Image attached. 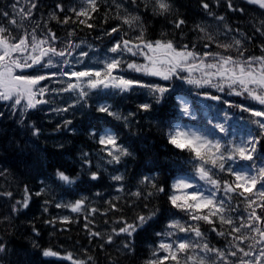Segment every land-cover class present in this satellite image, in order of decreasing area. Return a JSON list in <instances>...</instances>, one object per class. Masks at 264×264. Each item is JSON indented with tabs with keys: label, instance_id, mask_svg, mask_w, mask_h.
<instances>
[{
	"label": "trees",
	"instance_id": "trees-1",
	"mask_svg": "<svg viewBox=\"0 0 264 264\" xmlns=\"http://www.w3.org/2000/svg\"><path fill=\"white\" fill-rule=\"evenodd\" d=\"M124 1L135 12L133 15H139L138 23L146 40L171 39L175 45L190 44L195 35L192 25L198 14L214 13L222 15L228 27L249 45L245 48L246 55H264L261 51L264 37L261 35L257 39L262 15H257L247 6L240 8L235 0H232V9L228 0L225 3L217 0H171L175 12L166 16L153 14L151 0H135V3L133 0ZM41 2V10H49L53 16L52 28L60 32L63 28L75 30L76 40L90 42L95 48L111 44L112 36L107 33L114 27L118 28L117 32L123 33L128 29L132 34L138 33L122 23L120 18L126 14L118 11L115 0H97L98 10L91 13L92 18L87 21L93 25L91 28L81 24L79 20L84 18H77L71 11L73 8H84L83 5L87 7L84 0L75 3L73 0ZM205 3L209 5L208 9L202 6ZM57 5L63 6V11ZM68 17L71 19L64 23ZM179 19L185 23L176 28L175 21ZM261 27L264 25L261 24ZM129 60L144 62L143 57ZM123 73L127 77L143 76L131 70ZM111 95H101L89 101L73 118L70 116L56 122V125L44 120L38 136L33 135L31 122L15 127L0 121V193H12L11 197H0V244L5 249L0 253V264H72L65 258L68 254L76 260H87L88 264H147L154 258L153 252L158 250L164 236L157 234L167 233L172 220L189 219L186 212L173 207L168 199L178 177L188 175L197 178L192 154L178 150L168 142L167 134L171 128L189 122L180 111V102L175 95L164 94L157 103L155 97L149 98L135 90ZM144 103L151 104L149 111L139 107ZM101 106H108L113 113L119 111L120 118L99 111ZM65 121H71V126ZM109 129L130 153L122 157L118 164L108 163L111 157L102 151L103 146L97 142L98 137ZM263 144L264 138H260L257 148ZM58 172L69 176L74 183L61 181ZM93 173L97 179H92ZM117 175L123 176V180H114L113 177ZM220 175L221 182L232 181ZM145 177L155 183L156 188L141 183ZM197 182L203 185L198 178ZM25 187L31 195L28 207L15 206L16 201L22 200ZM159 187H163L164 192H158ZM137 191L141 193L139 197L132 195ZM255 192L253 190L245 195L251 199ZM79 200L84 201V208L73 212L69 205ZM232 203L239 205L237 211L231 213L233 216L246 214L243 197L232 194ZM14 206L17 211H13ZM92 208L97 211L91 213ZM200 211L206 214L208 209ZM257 214L264 216V208H257ZM140 215H151L152 218L138 228L132 237L123 233L117 235L123 221L133 223ZM212 219L215 221L213 224L201 220L194 225L198 224L210 247L223 249L228 241L212 229L215 227L217 231L227 232L228 225H221L216 217ZM260 226L264 228V224ZM109 238L111 243L108 242ZM126 243L131 245V251L124 247ZM249 243L255 242L249 240L243 246L247 249ZM49 249L59 255L44 256V251ZM164 254L159 253L160 256ZM183 256L185 254L179 255L180 258ZM230 259L235 260L236 257ZM169 262L175 264L170 259L165 264Z\"/></svg>",
	"mask_w": 264,
	"mask_h": 264
},
{
	"label": "snow or ice",
	"instance_id": "snow-or-ice-1",
	"mask_svg": "<svg viewBox=\"0 0 264 264\" xmlns=\"http://www.w3.org/2000/svg\"><path fill=\"white\" fill-rule=\"evenodd\" d=\"M247 2L264 9V0H247ZM84 3L87 4V7L79 10L73 8L71 11L77 18H84L79 20L81 24H86L91 28L93 25L87 21L91 20V13L98 10L97 0H84ZM151 3L154 15L166 16L173 11L171 0H151ZM20 4L21 0H15L12 4V14L7 11L0 12V17L7 18V26L0 23V102H10L9 106L13 110L19 108L21 115L38 105L50 103L49 100L44 99L50 93L58 95L72 92L79 100H83L89 95V90L114 89L119 92H130L134 88H142L146 89L147 93L155 97L156 102L159 103L164 93L169 91L167 87L159 84L126 78L121 74L128 70L141 73L144 76L159 77L164 81L177 77L186 80L188 84L195 87L207 85L215 87L218 91H223L227 86L229 94L242 96L262 106L259 109L243 105L237 106L257 118L251 120V123L261 130L259 136L250 131L239 140L231 138L222 143L214 136L197 130L185 129L179 125L169 130L167 134L169 144L178 150L192 154V161H195L193 167L196 170V177L198 181H203V185H201L199 182L178 177L173 183L172 193L168 197L169 202L173 207L186 212L191 220H203L213 224L215 221L212 217H216L221 225H228L227 232L217 231L215 227L212 229L217 232V235L224 237L228 244L223 249L210 247L198 224L186 226L179 220H172L168 225L170 229L190 232L194 235L172 242L162 241L158 250L153 252L154 258L147 262V264H165V261L170 259L175 264H182V262L183 264H189V262L191 264H206V262L208 264H261L264 261V228L260 225L264 224V216L257 214V208H264V155L257 156V145L260 143V137L264 136V55L245 57L246 49L243 48L241 40L232 38L230 42H221L201 26L197 27L203 33L200 39L206 41L203 45L204 48L209 49L215 45L216 48L223 49V53L217 51L199 53L195 51V46L189 48L187 44H184L182 47H177L171 39L146 40L143 29L138 23L140 17L129 14L120 18L122 23L129 29L138 31L139 34L133 40L121 38L115 42L107 50L115 55L107 56L100 61L103 65L102 69L85 68L78 71H65V68L72 67L73 61L70 57L74 54L73 49L78 48L79 45L69 40L65 47L58 48L55 33L49 30L46 35H37L38 22L29 31L24 22L31 21L36 3L35 0H23V4L27 5V8L25 6L18 7ZM202 6L204 9L209 7L207 3ZM120 7L121 5H117V8ZM231 7L232 5L229 3V8ZM57 8L63 11V6L57 5ZM233 10L243 11V9ZM68 19L71 17L66 18L63 22L67 23ZM217 19L223 20L224 17H217ZM184 23L183 19H179L175 21V27L180 28ZM261 24L264 25V21H261ZM224 27L227 29L224 35L232 31L227 25ZM14 30L17 35H13ZM117 31L118 28L114 27L107 34L111 35ZM257 31L264 35V27L258 28ZM229 50H234L237 55L224 54ZM261 51L264 52V46ZM128 55L143 57L144 62L137 63L124 59ZM87 56L88 52H80L74 63H83L82 58ZM50 68L59 70L44 71ZM181 73L188 75L183 76ZM195 73H199V75L196 76ZM43 81H52L62 86L50 88L49 85L42 84ZM209 98L219 99L216 96ZM139 107L144 111H149L151 104L144 103ZM67 110V108L57 109V111ZM98 110L115 115L117 119L120 118L118 114L110 111L108 106H101ZM180 111L183 115H193L186 104L181 106ZM228 119L230 117L225 113V122L213 124V132L223 133L225 137H232L233 134L229 131V126L226 123ZM65 123L69 124L71 121H65ZM33 135L38 136L39 129L34 128ZM97 142L103 146L102 151L111 157L108 163L118 164L122 157L130 155L128 150L118 143V137L110 131L106 130L100 135ZM240 161L252 163L236 167ZM220 173H227L234 177V180L221 182L218 178ZM57 175L66 184L74 183L63 172H58ZM92 179H97L95 173L92 174ZM113 179L122 181L123 176L117 175ZM141 183L151 184L153 188H156L155 183L147 177ZM258 184L260 185L259 189H257ZM204 185L208 187L205 188ZM189 189L192 191H188ZM120 190L123 191L122 188ZM253 190H256L255 195L249 199L245 194L252 193ZM157 191L164 192V188L159 187ZM221 193L222 195H220ZM232 194L243 197V202L247 206L246 214L236 216L231 214L236 212L239 207L238 204L232 203ZM2 195L11 197L12 193H0V196ZM132 195L139 197L141 193L137 191ZM148 195L151 196L152 193L149 192ZM30 199L31 195L25 187L22 200L16 201V204L27 208ZM69 207L73 212H79L84 208V201H76ZM114 207L115 205H113ZM201 209H208V212L202 214ZM17 210L14 206L13 211ZM96 211L95 208L90 210L91 213ZM151 218V215L147 217L140 215L133 223L123 221V226L117 231V235L123 233L132 237L138 228ZM244 229L249 231L244 232ZM92 235H99V233H92ZM157 235H165L167 238L175 235V231ZM257 236L259 239H256ZM249 240H253L255 243H249L246 249L243 245ZM108 242L111 243V238ZM256 245L260 247L257 249ZM124 247L132 250L129 243H126ZM189 249H191V254H188ZM4 250V246L0 244V253ZM160 251L167 255L160 256ZM180 253L186 254L180 258ZM43 255L57 257L59 254L49 249L45 250ZM232 257H236V259L231 260ZM245 257L253 259L246 260ZM65 258L72 261V264H88L87 260H76L71 254ZM88 259L90 260L91 257Z\"/></svg>",
	"mask_w": 264,
	"mask_h": 264
},
{
	"label": "rangeland",
	"instance_id": "rangeland-1",
	"mask_svg": "<svg viewBox=\"0 0 264 264\" xmlns=\"http://www.w3.org/2000/svg\"><path fill=\"white\" fill-rule=\"evenodd\" d=\"M76 1H78V0H73L74 3ZM217 1H219L220 3H225L226 0H217ZM235 1L239 2L240 8L247 6L250 9H252V11L255 12L257 15H262L261 20H260L259 25H258V28H262L261 27V21H264V9L259 8L257 5L249 4L247 2V0H235ZM14 2H15V0H0V12L7 11L9 14H12L13 13L12 4ZM228 2H230L232 5V0H228ZM35 3H36V8L33 10V15L31 17V21H25L24 22L25 27H27L29 31L31 30L32 27H35L36 23L38 22L39 28L37 29V35L38 36L46 35L49 30L52 33H55V36L57 38V47L58 48L65 47L66 42L69 40L73 41L75 44L79 45L78 48L73 49L74 54L72 57H70V59L73 61L72 67L71 68H65L64 69L65 71H73V70L78 71V70H84L85 68L102 69L103 65H102V63H100V61L107 56L115 55V54L107 51L110 47L113 46V44L115 42H118L121 38L133 40L138 35L137 32L135 34L134 33L132 34L130 32V30H128V29H126L123 33H121V32L111 33V36H112L110 39L111 44H107L103 48H95L93 46V44L90 42H85V40H80V39L76 40L74 38V31L73 30L68 31V30H65L63 28L62 32H60V31L52 28L51 18L53 16L51 17L49 10H41V9H43L42 8L43 6H41V5H43V2H41V0H35ZM115 5L116 6L121 5V7L118 8V11L123 12L126 15H129V14L133 15L135 13L131 9L130 5H128V3L125 2L124 0H115ZM19 6H25V8H27V5L23 4V0H21V4L18 5V7ZM83 7H86V5H83ZM233 7L234 6L232 5V7L230 9H232ZM174 12H175V10L172 12V14ZM137 16H139V15L137 14ZM217 17H222V16H217L215 14L210 15V13H209L208 18H205L204 16L198 17L192 25L193 30L195 31V35L193 36V38H191V40L194 42H199V43H203V44L205 43L204 40L200 39V37L203 36V33H201L199 31V28L197 26H201V27L206 28L208 32L212 33L215 36L224 32L226 29L224 26L227 25V23L225 22V19L219 20V19H217ZM0 23H3L7 26V18L0 17ZM125 33H127V34L125 35ZM13 35H17L16 30L13 31ZM228 35H226L224 37H228ZM262 36L264 37V35H262ZM260 37H261V33H260V36H257V39H260ZM233 38L241 40L244 49L248 46L242 40V36L235 35V36H233ZM225 41H226V39H225ZM85 45H87V46H85ZM176 46H178V45H176ZM182 46L183 45H181L180 47H182ZM82 51L88 52V56L82 58L83 63H79V64L74 63L76 58L79 56V53ZM132 57L133 56L128 55V56H125L124 59L129 60ZM58 70L59 69H57V68H50V69H45L44 71L55 72ZM29 71H31V70H29ZM132 79H136V80L141 79L142 81L151 82L154 84H159L161 86H164V87H167L168 89H170V86H166V85L162 84L161 82L156 81L155 77L144 76V75L143 76L132 75ZM168 81H170V80H168ZM179 81H180L179 78L174 80L175 84L179 83ZM42 84L49 85L50 88H59L62 86V85L56 84L52 81H43ZM173 87H175V86H173ZM133 90H135V92H138V93L144 92L150 98L153 97L147 93L146 89L134 88ZM108 92L121 93L118 90H114V89L89 90V95L83 100H79L78 97L76 96V94L72 93V92H65V93H61L58 95L50 93L49 95H46L44 97V99L49 100L50 103L41 104V105H38L34 109H29L23 115H21V111L19 108H17L16 110H13L9 106L10 102H0V121H4L8 126L13 125L15 127L23 126L26 124V122H31L35 129L40 130L41 125H43V123H44L45 117H47L49 119V121H52V124H54V122L64 121L70 116H71V118H73L74 115L77 113V111L83 110L86 107L89 100H91L93 98H99L101 95H104ZM178 100L183 103L182 105L186 104V99L184 97L179 96ZM241 101L244 102V104H242L243 106H246V107H249L252 109H259L262 107V106L258 105L256 102L251 101L249 99H245L242 96H241ZM70 105H72V106L70 107ZM109 107L111 108L112 105H110ZM64 108H67L68 110L67 111H57V109H64ZM222 112H223V114L221 115L219 122H221V119L225 115V112L224 111H222ZM114 113L120 115L119 111H117V112L115 111ZM228 116L232 118L231 115H228ZM179 126L185 128V129H191V130L199 131L196 126H185L182 124H180ZM113 171H116V169H114ZM182 178L195 181L194 177L185 176ZM188 191H192V189H189ZM59 203H61V202H59ZM15 206H18V205L16 204ZM175 220H179L182 224H185V225L186 224L187 225H194L196 223V221L191 220L190 218L186 219L185 221H183L182 219H175ZM172 231H175V235H173L171 237H167V238L164 235L163 239H162L163 242H172V241H176L178 239H187L189 236L192 235V233H190V232L189 233L179 232L178 230H173V229H169V231L167 233L172 232ZM198 251L199 250L197 249V252ZM162 252L163 251H160L159 253H162ZM181 254H186V253H180L179 255H181ZM188 254H191V249L188 250ZM164 255H167V254L165 253ZM247 259H253V258L250 257ZM168 264H172V262L171 263L169 262ZM261 264H264V261H262Z\"/></svg>",
	"mask_w": 264,
	"mask_h": 264
},
{
	"label": "flooded vegetation",
	"instance_id": "flooded-vegetation-1",
	"mask_svg": "<svg viewBox=\"0 0 264 264\" xmlns=\"http://www.w3.org/2000/svg\"><path fill=\"white\" fill-rule=\"evenodd\" d=\"M207 51H215V50H213L212 48H209V49H207ZM217 52H220V51H217ZM234 55L236 56L235 53H234ZM247 55L248 56H250V55L252 56V53H248ZM256 56H260V54H258ZM194 75L198 76L199 73H195ZM189 86L191 87L193 93L197 92V95L199 97L202 96V95H205L206 97H210V96L220 97L221 100L229 99V98L236 99V95L229 94V89H228L227 86H225L223 91H218L215 87H210V86H207V85H205L204 87H195L193 85H189ZM206 101L208 102L209 100H206Z\"/></svg>",
	"mask_w": 264,
	"mask_h": 264
},
{
	"label": "bare ground",
	"instance_id": "bare-ground-1",
	"mask_svg": "<svg viewBox=\"0 0 264 264\" xmlns=\"http://www.w3.org/2000/svg\"><path fill=\"white\" fill-rule=\"evenodd\" d=\"M175 2V1H174ZM173 5V4H172ZM190 7V6H189ZM180 9V8H179ZM193 13V12H192ZM200 14V13H199ZM199 14H198V16H199ZM211 15V14H210ZM188 16V15H187ZM200 17V16H199ZM198 18V17H197ZM194 20V19H193ZM62 25V24H61ZM59 29H61V28H59ZM65 29V28H64ZM62 32V31H61ZM74 32H75V30H74ZM254 36V35H253ZM258 44V43H257ZM249 46V45H248ZM253 46V45H252ZM5 166V165H4ZM7 168V167H6ZM6 171V170H5ZM120 250V249H119ZM126 253V252H125Z\"/></svg>",
	"mask_w": 264,
	"mask_h": 264
}]
</instances>
